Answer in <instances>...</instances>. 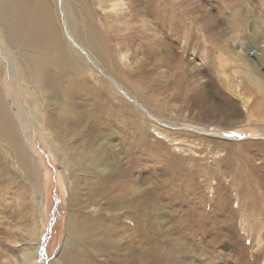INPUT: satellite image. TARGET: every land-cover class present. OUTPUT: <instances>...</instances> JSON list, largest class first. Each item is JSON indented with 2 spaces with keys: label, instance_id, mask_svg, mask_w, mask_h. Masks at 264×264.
I'll list each match as a JSON object with an SVG mask.
<instances>
[{
  "label": "bare ground",
  "instance_id": "obj_1",
  "mask_svg": "<svg viewBox=\"0 0 264 264\" xmlns=\"http://www.w3.org/2000/svg\"><path fill=\"white\" fill-rule=\"evenodd\" d=\"M131 10L128 0H0V254L2 242L21 252L0 264H35L39 258L47 186L26 144L33 142L30 122L53 156H62L68 194L64 237L48 264H197L190 258L194 251L174 231L182 225L183 230L192 227L193 232L186 231L193 237L203 232L197 203L191 196L183 200L187 196L176 180L157 178L152 175L156 171L141 173L146 169L139 158L147 143L145 120L129 108L128 96H118L97 73L118 81L124 92H134L130 83L138 81L123 73L127 59L122 62L130 40L115 35L116 28L141 32L131 24ZM253 25L258 31L260 25ZM201 29L206 33V24ZM7 76L19 97L12 96ZM145 76L141 69L139 81ZM261 93L256 103L264 109V89ZM122 121L129 133L113 129ZM116 137L126 147L118 148ZM152 164L158 168L161 162ZM118 167L125 170L118 172ZM192 190L200 186L193 184ZM217 192L210 209L223 213L226 199ZM18 194L26 198L15 209ZM164 208L173 222L164 218ZM197 250L204 262L202 242ZM222 257L215 255L216 260Z\"/></svg>",
  "mask_w": 264,
  "mask_h": 264
},
{
  "label": "rangeland",
  "instance_id": "obj_2",
  "mask_svg": "<svg viewBox=\"0 0 264 264\" xmlns=\"http://www.w3.org/2000/svg\"><path fill=\"white\" fill-rule=\"evenodd\" d=\"M128 1L131 24L141 32L116 28L115 35L116 39L130 40L123 51L122 62L127 59L123 73L129 78L134 75L138 84L129 82L134 92H124L118 81L97 73L113 85L118 96H128L130 105L125 102L129 108L145 120L147 143L139 158L146 169L141 173L156 171L152 175L157 174V178L176 180L179 192L187 196L183 200L187 202L191 196L194 205L197 203L204 218L203 232L193 237L192 227L186 228L190 232L181 229L182 225L174 226L178 237L182 235L183 242L194 251L190 258L197 264H264V109L256 103L264 89V0ZM202 24L207 26L206 33ZM253 24L260 25L258 31ZM141 69L146 72L142 82L138 79ZM9 84L12 96L19 97L11 81ZM19 107L26 110L24 104ZM122 123L115 122L113 129L129 133L127 123ZM29 124L33 142L26 144L47 186L35 264H48L64 237L68 194L62 156H53L39 137L37 126ZM160 136L164 137L157 139ZM116 138L118 148L126 147ZM156 159L161 162L158 168L152 164ZM13 184L20 187L16 181ZM193 184L200 190L193 191ZM218 188L226 199L223 213L218 207L216 211L210 209ZM239 188L244 197L238 194ZM19 194L14 199L15 209H20L17 201L26 198ZM163 210L164 218L173 222L172 215ZM198 242L206 250L204 262L198 255ZM16 254H21L19 247L1 243L0 263ZM216 254L223 257L216 260Z\"/></svg>",
  "mask_w": 264,
  "mask_h": 264
}]
</instances>
